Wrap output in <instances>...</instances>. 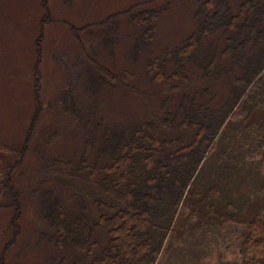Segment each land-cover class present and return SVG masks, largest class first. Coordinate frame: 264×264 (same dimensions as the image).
I'll list each match as a JSON object with an SVG mask.
<instances>
[{"label": "rangeland", "instance_id": "obj_1", "mask_svg": "<svg viewBox=\"0 0 264 264\" xmlns=\"http://www.w3.org/2000/svg\"><path fill=\"white\" fill-rule=\"evenodd\" d=\"M144 88L163 119V156L131 181L152 205L156 264H241L248 222L264 217V0H0V166L29 143L9 252L11 214L0 210L2 264L60 262L53 220L94 204L43 179L95 190L103 179L86 165L111 164L115 146L152 121Z\"/></svg>", "mask_w": 264, "mask_h": 264}, {"label": "trees", "instance_id": "obj_2", "mask_svg": "<svg viewBox=\"0 0 264 264\" xmlns=\"http://www.w3.org/2000/svg\"><path fill=\"white\" fill-rule=\"evenodd\" d=\"M201 28L203 25L199 29ZM102 72L105 70L103 69ZM109 75L112 74L109 73ZM37 78L38 72L35 70V81ZM34 85L35 90H33L32 98L36 108L42 106V102L37 91L38 84ZM135 87L137 86H129V90ZM144 89L142 92L145 94L142 97L143 104H145V109L149 114L147 118H151L152 121L147 122L143 119V124L136 126L127 136L128 139H124L121 145L115 146L111 155V164L109 162L100 166L94 164L97 167L94 166L93 168L86 165L89 173L98 171L96 175L103 179L101 183L96 179V189L89 190L92 196L89 197L88 189L79 186L69 176L62 178L45 176L43 179H48L47 185L57 182L62 187L77 191L82 198V205L84 202L87 203L86 201L94 204L89 215L86 213L76 214L73 218L65 215L58 216L56 221L53 220L51 231L54 236L58 237L59 242L63 241V246L58 248L61 253L60 262L55 264H156L159 246L151 245L154 240L152 229L156 227L155 224L151 225L149 222L152 205H148L136 196L132 183L133 180L136 181L146 177L147 174H151L152 165L159 166L161 163L160 157L156 159L157 154L163 156L161 151L154 146L163 119L157 113L149 92ZM41 109H35L31 114V132L34 131ZM135 124L137 123L132 121V125ZM28 145L29 143L25 145V148L21 147L18 153L19 157L16 156L17 159L13 163L6 162L0 166L2 177H4V171L9 170L4 181L0 182V210L11 214L7 226L9 231H2L3 250L5 252H9L11 247L15 243L17 244V237L20 234L18 221L23 219L25 214L23 194L26 193L27 189L24 188L23 192L22 185L29 178L16 180L17 175L15 176V174L24 161ZM66 164L71 166L69 161H66ZM101 167L103 168L101 169ZM72 168L77 169L75 166ZM177 172L176 169L172 171V178L176 177ZM36 177L38 176H31L30 179L33 181L35 179L38 182ZM131 179L133 180L131 181ZM36 185L40 186L39 184ZM162 203L167 206L163 207ZM159 205L160 208L163 207L164 210H167L171 203L160 200ZM65 207L62 206L63 212ZM157 228L160 230L159 227ZM241 250V264H264L263 216L255 217L248 222ZM2 261L0 258V264ZM16 263L26 264L17 260ZM41 264H44V259Z\"/></svg>", "mask_w": 264, "mask_h": 264}]
</instances>
